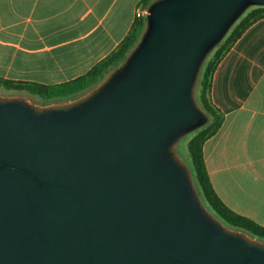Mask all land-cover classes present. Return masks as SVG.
<instances>
[{
	"label": "water",
	"instance_id": "water-1",
	"mask_svg": "<svg viewBox=\"0 0 264 264\" xmlns=\"http://www.w3.org/2000/svg\"><path fill=\"white\" fill-rule=\"evenodd\" d=\"M264 0H152L138 41L82 95L0 93V264H264L203 204L178 143L208 122L210 52Z\"/></svg>",
	"mask_w": 264,
	"mask_h": 264
},
{
	"label": "crops",
	"instance_id": "crops-1",
	"mask_svg": "<svg viewBox=\"0 0 264 264\" xmlns=\"http://www.w3.org/2000/svg\"><path fill=\"white\" fill-rule=\"evenodd\" d=\"M138 7L141 0H0V77L56 84L85 74L143 17ZM210 97L224 115L202 145L212 187L264 226V18L218 63Z\"/></svg>",
	"mask_w": 264,
	"mask_h": 264
},
{
	"label": "trees",
	"instance_id": "trees-1",
	"mask_svg": "<svg viewBox=\"0 0 264 264\" xmlns=\"http://www.w3.org/2000/svg\"><path fill=\"white\" fill-rule=\"evenodd\" d=\"M152 0H141L144 7ZM143 18V17H142ZM136 20L128 34L119 45L105 58L93 65L85 74L71 80L56 84L16 81L0 77V92L11 91L8 95H24L34 103L46 105L74 99L98 84L104 76L115 68L136 44L144 28V21ZM264 18V6L249 7L231 26L221 42L207 56L198 78L196 99L201 108L208 114V122L193 131L186 142L188 159L193 181L205 207L226 227L240 230L256 239L264 241V226L237 214L228 208L214 191L204 163L203 142L214 135L223 122V113L212 103L210 97L212 75L236 40L256 20Z\"/></svg>",
	"mask_w": 264,
	"mask_h": 264
},
{
	"label": "rangeland",
	"instance_id": "rangeland-1",
	"mask_svg": "<svg viewBox=\"0 0 264 264\" xmlns=\"http://www.w3.org/2000/svg\"><path fill=\"white\" fill-rule=\"evenodd\" d=\"M142 20L145 23L146 17L145 15L143 16ZM1 94H3V92H0ZM8 94H12L11 91H6L4 92L3 95H8ZM190 135V134H189ZM189 135H187L186 137H184L182 140H180V142L178 143V147H177V151L179 153V155L185 160L188 159V153H187V149H186V142L189 139Z\"/></svg>",
	"mask_w": 264,
	"mask_h": 264
},
{
	"label": "built area",
	"instance_id": "built-area-1",
	"mask_svg": "<svg viewBox=\"0 0 264 264\" xmlns=\"http://www.w3.org/2000/svg\"><path fill=\"white\" fill-rule=\"evenodd\" d=\"M146 13H147V10L145 7H138V8H136L134 15L136 18H140V17L144 16Z\"/></svg>",
	"mask_w": 264,
	"mask_h": 264
}]
</instances>
